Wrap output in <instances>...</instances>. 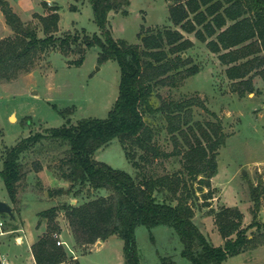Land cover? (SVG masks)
Listing matches in <instances>:
<instances>
[{
  "label": "trees",
  "instance_id": "obj_1",
  "mask_svg": "<svg viewBox=\"0 0 264 264\" xmlns=\"http://www.w3.org/2000/svg\"><path fill=\"white\" fill-rule=\"evenodd\" d=\"M89 1L100 33L82 37L78 33H56L60 19L58 4L47 13L34 12L38 23H32L22 19L8 2L0 0L13 31L0 37V82L30 72L54 46L67 55L74 50L73 45H79L81 54L74 63L80 65L87 48L98 44L102 49L99 61L115 58L121 67L119 95L107 117H84L76 123L66 118L61 126L31 133L7 148L0 175L9 196L17 200L19 182L24 176L21 159L33 148L43 151L45 148L36 144L48 138L49 144L66 146L58 164L62 178L72 186L88 183L109 191L83 203L61 207L65 208L76 242L95 243L116 235L124 240V264H142L137 227L168 225L179 235L183 243L181 253L188 264H224L228 256L243 252L253 243L255 235L250 237L248 230L254 226L262 228L264 221L255 215L245 225L243 211L238 206L225 205L212 209L224 244L216 245L202 231L194 220L195 208L190 200L201 198L199 192L207 202L213 197L211 178L218 170L217 156L228 135L220 120L208 121V126H203L194 119L193 106H204L199 96L165 98L159 90L175 87L200 71L187 54L194 40L185 33L193 32L227 66L226 74L240 95L254 91V76L260 74L264 78V0H173L169 5L170 19L177 27L143 28L139 43L116 39L111 29L110 13H127L131 0ZM40 30L45 35L41 36ZM156 97L159 103H155ZM157 114L166 120L168 132L183 150L167 151L161 146L158 134L162 127L152 119ZM194 125L201 128V135L194 132L190 137L188 129H194ZM177 132L183 135L184 145ZM116 137L138 168L136 174L95 157L99 148ZM175 153H182L191 181L182 171L155 174L146 169L159 158ZM193 180L198 182L197 187ZM59 209L52 206L44 211L50 231L32 245L37 264H60L67 258L66 248L57 243L54 235ZM163 261L178 263L171 256ZM75 264L81 263L77 260Z\"/></svg>",
  "mask_w": 264,
  "mask_h": 264
},
{
  "label": "rangeland",
  "instance_id": "obj_2",
  "mask_svg": "<svg viewBox=\"0 0 264 264\" xmlns=\"http://www.w3.org/2000/svg\"><path fill=\"white\" fill-rule=\"evenodd\" d=\"M171 1L173 0H131L126 7L127 13L119 11L111 16L113 36L130 43H139V33L143 28L177 27L170 19ZM5 2L22 19L32 23H38V18L33 16L34 12L47 13L58 4V35L71 32L83 37L85 34L100 33L89 0H4ZM1 5L0 2V19H3L5 16L1 13ZM4 19L0 20V34L7 36L13 31L6 18ZM185 34L194 40V45L187 50V54L192 57L193 63L199 65L200 71L175 87L160 88L159 92L162 97L174 99L199 96L204 101V106H193L194 119L203 126H208V121L220 120L228 135L226 143L219 149L218 170L211 178L213 197L207 202L203 193L199 192L201 198L193 197L190 200L195 208V222L213 243L223 245L225 240L212 209L218 210L225 205L238 206L244 213L245 225L253 221L255 215L257 219L264 221V78L260 74L255 75L254 91L240 95L232 87L233 80L226 74L227 66L220 61L217 53L211 51L206 42L198 39L195 33ZM40 35H45L42 30ZM73 47L74 50L65 55L59 47L54 46L30 72L23 73L12 81L0 82V170L3 168L7 148L31 133L43 131L50 126H61L66 118L76 123L84 117H107L119 95L120 64L115 58L100 62L102 49L95 44L87 48L84 62L77 65L74 61L81 53L79 45L75 44ZM155 103H159V97H156ZM152 119L162 127L158 139L164 149L173 151L182 148V145L176 146L165 125L166 120L160 114ZM200 129L198 125H194V129H188L190 137L194 136V132L201 135ZM176 135L184 145L183 135L178 132ZM50 142L48 138L43 139V142L36 144L39 148H45L43 151L33 148L21 159L24 176L19 182L16 201L9 196L0 175V199L11 202L16 216L13 218L8 213L0 212L4 231L11 230L0 234L1 250L6 252L15 249L16 236L22 233L19 229L28 235L24 245L27 248L30 238L37 235L38 239L49 232L50 226L44 211L57 206L60 209L55 218L58 225L55 233L72 247V250L66 249L67 258L63 264H75L77 260L81 264H124V240L116 235L106 240L99 239L95 243L76 242L65 208L61 207L67 203L80 204L106 195L109 191L94 188L88 183L72 186L70 181L62 178L58 164L65 155L66 146H58L57 142L49 144ZM95 157L132 174L139 171L126 156L117 137L98 149ZM184 161L182 153H175L168 158H159L146 169L155 174L182 171L191 181ZM193 184L194 187L198 186L196 180H193ZM59 188L64 190L59 191ZM77 191L80 192L76 193ZM248 233L250 237L255 235L253 243L243 252L228 256L224 264H264V226L251 227ZM137 238L142 264H164L163 258L167 256L174 258L177 264H188V259L181 253L183 243L171 226H139ZM17 264L35 263L20 259Z\"/></svg>",
  "mask_w": 264,
  "mask_h": 264
},
{
  "label": "crops",
  "instance_id": "obj_3",
  "mask_svg": "<svg viewBox=\"0 0 264 264\" xmlns=\"http://www.w3.org/2000/svg\"><path fill=\"white\" fill-rule=\"evenodd\" d=\"M18 2L20 3V1H18ZM1 13L3 14V17H4L5 15H4L3 11ZM113 13L114 12L110 13V17L113 15ZM4 18L0 19V20H5ZM3 36H4L3 34H0V37H3ZM102 148L103 147L99 148V150L102 149ZM10 205H11V202H10ZM18 231L22 232V233H19L16 236L15 249H13L12 251L3 252V250H1V248H0V257H1L0 260L3 259V258H6V259H8L11 262V264H17V261H19L20 259H22V260L26 259V260H29L30 262H34L35 264H37L35 256H34V253H33L32 244L37 240L38 236L35 235L33 238H30L31 241H30L29 247L27 248L24 245H25V243L27 241V236L28 235H26V233L23 232L21 229H19ZM5 232L9 233V232H11V230L5 231Z\"/></svg>",
  "mask_w": 264,
  "mask_h": 264
},
{
  "label": "built area",
  "instance_id": "obj_4",
  "mask_svg": "<svg viewBox=\"0 0 264 264\" xmlns=\"http://www.w3.org/2000/svg\"><path fill=\"white\" fill-rule=\"evenodd\" d=\"M3 226H4V221L0 219V234H3L5 232ZM54 235L57 238L58 244L63 245L66 249L68 248L72 250V247L68 241H66L65 239H61L58 233H55ZM0 264H11V262L8 259L3 258L0 260ZM61 264H63V262Z\"/></svg>",
  "mask_w": 264,
  "mask_h": 264
},
{
  "label": "water",
  "instance_id": "obj_5",
  "mask_svg": "<svg viewBox=\"0 0 264 264\" xmlns=\"http://www.w3.org/2000/svg\"><path fill=\"white\" fill-rule=\"evenodd\" d=\"M245 172V171H244ZM0 212L3 213H8L9 215H11L13 218H16L15 216V212L13 210V207L10 205V203H8L5 200H1L0 199Z\"/></svg>",
  "mask_w": 264,
  "mask_h": 264
},
{
  "label": "bare ground",
  "instance_id": "obj_6",
  "mask_svg": "<svg viewBox=\"0 0 264 264\" xmlns=\"http://www.w3.org/2000/svg\"><path fill=\"white\" fill-rule=\"evenodd\" d=\"M12 118H15V115H12Z\"/></svg>",
  "mask_w": 264,
  "mask_h": 264
}]
</instances>
